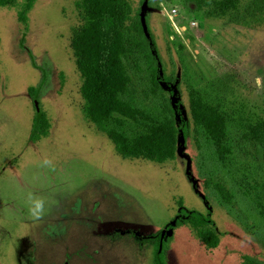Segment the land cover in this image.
Masks as SVG:
<instances>
[{"label":"rangeland","instance_id":"obj_1","mask_svg":"<svg viewBox=\"0 0 264 264\" xmlns=\"http://www.w3.org/2000/svg\"><path fill=\"white\" fill-rule=\"evenodd\" d=\"M132 1L156 45L160 87L143 55L129 56L132 84L121 97L137 113L106 127L131 140L173 108L190 134L164 163L123 157L90 120L74 46L87 23L80 0H36L28 30L16 7L0 6V264H153L154 247L141 239L161 229L167 264H264V145L251 134L264 121V0L235 9L226 0ZM194 93L225 115L222 144L194 123ZM39 105L51 129L33 142ZM31 199L45 201L40 219ZM183 209L211 218L218 246Z\"/></svg>","mask_w":264,"mask_h":264},{"label":"trees","instance_id":"obj_2","mask_svg":"<svg viewBox=\"0 0 264 264\" xmlns=\"http://www.w3.org/2000/svg\"><path fill=\"white\" fill-rule=\"evenodd\" d=\"M190 1L198 8L209 4L203 0ZM35 2L36 0H0V6L16 7L19 22L28 30L29 14ZM238 2L239 0H226L223 7L235 9ZM78 6L87 23L76 33L74 46L77 67L83 79L81 94L88 102L87 112L90 120L112 140L117 152L123 157L144 158L158 163L176 159L179 136H189L190 123L181 116L182 120L178 124L171 107L173 116L166 115L162 121L152 126L148 133L131 140L117 130L106 127V121L112 117L133 119L137 113V110L121 97L130 90L132 84L126 64L129 56L136 52L143 55L154 86L160 87V64L156 45L153 37L147 36L141 16L135 12L133 1L80 0ZM32 96L38 101V90L33 92ZM189 108L194 123L203 127L218 144H222L227 129L225 115L197 93L191 96ZM50 129L51 123L46 112L40 105L37 106L31 141L37 142L48 136ZM251 134L264 145V121L252 126ZM218 188L226 196L225 188L221 185H218ZM182 212L185 222L198 231L199 237L206 245H219V237L214 233L213 222L209 216L197 210L183 209ZM178 222L182 224L184 221L179 219ZM162 237L163 229L141 239L142 243H149L154 247L153 264H167L166 244Z\"/></svg>","mask_w":264,"mask_h":264},{"label":"clouds","instance_id":"obj_3","mask_svg":"<svg viewBox=\"0 0 264 264\" xmlns=\"http://www.w3.org/2000/svg\"><path fill=\"white\" fill-rule=\"evenodd\" d=\"M29 212L35 219H40L45 212V201L42 199H31Z\"/></svg>","mask_w":264,"mask_h":264},{"label":"water","instance_id":"obj_4","mask_svg":"<svg viewBox=\"0 0 264 264\" xmlns=\"http://www.w3.org/2000/svg\"><path fill=\"white\" fill-rule=\"evenodd\" d=\"M163 235H164V232H163ZM161 249H162V244H161Z\"/></svg>","mask_w":264,"mask_h":264}]
</instances>
